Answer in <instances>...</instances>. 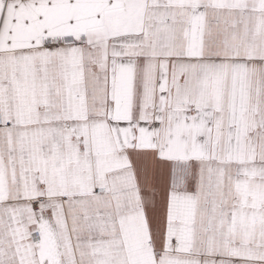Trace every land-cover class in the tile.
Here are the masks:
<instances>
[{
    "label": "snow or ice",
    "instance_id": "1",
    "mask_svg": "<svg viewBox=\"0 0 264 264\" xmlns=\"http://www.w3.org/2000/svg\"><path fill=\"white\" fill-rule=\"evenodd\" d=\"M0 264H264V0H0Z\"/></svg>",
    "mask_w": 264,
    "mask_h": 264
}]
</instances>
